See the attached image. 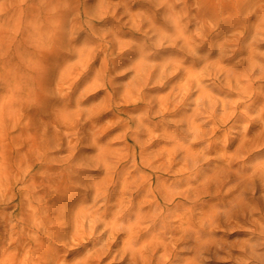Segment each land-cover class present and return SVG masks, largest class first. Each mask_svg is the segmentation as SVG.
Listing matches in <instances>:
<instances>
[{
  "label": "rangeland",
  "instance_id": "1",
  "mask_svg": "<svg viewBox=\"0 0 264 264\" xmlns=\"http://www.w3.org/2000/svg\"><path fill=\"white\" fill-rule=\"evenodd\" d=\"M238 179L201 264L264 219V0H0V264H168Z\"/></svg>",
  "mask_w": 264,
  "mask_h": 264
},
{
  "label": "bare ground",
  "instance_id": "2",
  "mask_svg": "<svg viewBox=\"0 0 264 264\" xmlns=\"http://www.w3.org/2000/svg\"><path fill=\"white\" fill-rule=\"evenodd\" d=\"M135 19V18H134ZM118 32V31H117ZM119 37V36H118ZM200 37V36H199ZM117 44V43H116ZM126 45V44H125ZM86 46V45H85ZM112 47V46H111ZM119 47V46H118ZM197 47H199V46H197ZM106 49V48H105ZM114 50V49H113ZM82 52H83V50H82ZM85 52V51H84ZM88 53V52H87ZM231 55V54H230ZM98 57V56H97ZM83 58V57H82ZM92 58H93V56H92ZM68 59V58H67ZM144 61V60H143ZM143 61L141 60V61H139L138 62V64H137V68H135L136 69V74H138V78H139V80H138V82H140V79L142 80V83L143 82H145L146 81V83H148L149 81H151L150 79H152V76H151V73H148L146 70H147V68L145 67L146 65H143ZM83 63V62H82ZM148 63V62H147ZM120 64V63H119ZM122 66V65H121ZM109 67V66H108ZM135 67V66H134ZM235 69V68H234ZM110 70H111V67H110ZM230 70V69H229ZM135 71V70H134ZM63 72V71H62ZM150 72V71H149ZM64 73V72H63ZM63 73H61V74H63ZM146 73H147V76H146ZM70 74V73H69ZM71 75H73V74H71ZM134 75H135V73H134ZM150 75V76H149ZM136 76H135V78H136ZM163 76V75H162ZM63 77V76H62ZM163 79V78H162ZM137 80V79H136ZM65 81V80H64ZM83 81V80H82ZM79 83V82H78ZM139 85V84H138ZM203 85V84H202ZM145 86V85H144ZM199 86V85H198ZM86 88V87H85ZM197 88V87H196ZM195 88V89H196ZM200 88V87H199ZM201 90V89H200ZM199 91V90H198ZM135 93V92H134ZM131 94V93H130ZM207 94V93H206ZM197 95H199V94H197ZM197 98H199V97H197ZM193 101H194V99H193ZM223 103V102H222ZM153 108V107H152ZM153 110V109H152ZM177 110V109H176ZM178 110H180V109H178ZM195 110V109H194ZM158 111V110H157ZM156 112V111H155ZM196 112V111H195ZM190 115V114H189ZM196 115L197 114H193V116L191 117V119L189 120V130L190 131H192V133L193 134H195L196 132H198L197 131V129H198V124H197V117H196ZM164 118V117H163ZM184 118V117H183ZM170 119V118H169ZM141 121H142V119H141ZM187 121H188V119H187ZM186 121V122H187ZM136 122V121H135ZM167 122V121H166ZM185 122V121H184ZM121 124V123H120ZM184 133V132H183ZM198 134V133H197ZM196 135V134H195ZM175 137V136H174ZM245 138V137H244ZM240 141V140H239ZM201 142V141H200ZM244 143H246L245 141H243ZM181 143V142H180ZM99 145V144H98ZM227 145V144H226ZM247 145V144H246ZM213 146H211V148H212ZM240 148V147H239ZM189 149H190V147H189ZM192 150V149H191ZM214 150V149H213ZM223 151H226V150H223ZM239 152V151H238ZM197 154V153H196ZM240 154V153H239ZM199 157V156H198ZM259 164V163H258ZM260 169V168H259ZM242 170H243V168H242ZM238 172H240L239 170L238 171H236V173H238ZM224 175V174H223ZM222 175V176H223ZM232 176V175H231ZM262 176V175H261ZM233 177V176H232ZM236 177V179H237V176H235ZM240 177V176H239ZM222 178V177H221ZM235 179V180H236ZM231 180H233V179H231ZM231 180H229V181H231ZM238 182L240 181L239 179L237 180ZM214 184V183H213ZM224 184V183H223ZM226 185V184H225ZM259 185V184H258ZM264 185V184H263ZM256 186V185H255ZM172 187V186H171ZM170 187V188H171ZM217 187H219V186H217ZM238 187L240 188V190H239V193L237 194V196H235L234 198H232L230 201H229V208L228 209H225V210H223V211H221V210H219V208H218V206L217 205H213V206H211L206 212H205V214H204V217H203V219H204V223H203V227L202 228H200L199 226H197L195 223H191V224H188V225H186V232H187V235H188V240L187 239H185L184 240V242H182V244L184 245V248H185V250H183V251H179V253H176L175 255L173 254L172 255V259H170L169 260V263L168 264H175V262L178 260V261H181V260H183V258H182V254H183V252L184 251H187V249H186V247L188 246V244L190 243V242H193V247H192V249H193V254H192V256L191 257H189V258H186V260H184V263L183 264H201L202 262H203V260H204V258L205 257H207V256H215L219 251H221L223 248L221 247V246H208V247H206L205 249H203V246H202V244L204 243V242H201L200 240H201V236L203 235V233L202 232H207L206 234H208L209 235V233H210V235L209 236H211V234H213V233H215V228H217V227H220V226H225V227H228V226H231L232 225V223L234 222L233 220H235V218L237 219L238 218V220L240 219L243 223L245 222V221H250V217H252V215L254 214V209H260V204H256V205H258L256 208L255 207H252V208H250V205H254V204H250V203H253V202H255V200H254V187H253V183H252V181H246V182H239V183H237V189H238ZM257 188V187H256ZM264 188V187H263ZM208 189V188H207ZM212 189V188H211ZM262 189V188H261ZM248 190H251L252 192H253V196H252V194H250L251 195V198H248V197H246V193H247V195L249 194L248 192H246V191H248ZM264 190V189H263ZM172 191H174V190H172ZM185 192V191H184ZM226 192V191H225ZM255 192H256V190H255ZM262 192H264V191H262ZM224 193V192H223ZM173 194V193H172ZM216 195V194H215ZM226 196V195H225ZM216 197H217V195H216ZM220 197H222L221 195H220ZM250 197V196H249ZM190 199V198H189ZM202 199H204V198H202ZM223 199V198H222ZM221 198H220V200H222ZM256 199V198H255ZM262 201H263V199H262ZM222 202V201H221ZM182 204V203H181ZM220 204V203H219ZM157 205V204H156ZM153 206V205H152ZM236 206H238L239 208H237ZM209 207V206H208ZM264 207V206H263ZM136 208V207H135ZM146 208V207H145ZM205 208V207H204ZM130 209V208H129ZM141 210V209H140ZM205 210V209H204ZM247 211H250V216L247 214ZM125 213V212H124ZM143 213V212H142ZM149 214V213H148ZM98 215V214H97ZM154 215V214H153ZM248 215V216H247ZM194 217V216H193ZM235 217V218H234ZM149 218H150V216H149ZM254 218V217H253ZM129 218L127 217V220H128ZM233 219V220H232ZM256 219V221H257V218H255ZM238 220H236V221H238ZM233 221V222H232ZM10 222V221H9ZM242 222H240V223H242ZM256 223V222H255ZM186 224V223H185ZM239 224V223H238ZM251 224V223H250ZM128 225V224H127ZM234 225V224H233ZM255 225H257V224H255ZM260 225V227H257L256 226V228L258 229V228H260V232H259V234L258 235H256L255 237H253V239H251V240H253L252 242L250 241L249 243H250V247H249V245H248V247L250 248V250H249V248H248V250H247V248H245V250H244V252L246 253L245 255H248L247 253L249 252V254H250V257H252L253 259L252 260H250L251 262V264H264V252L263 253H261L260 251V253L257 251V246L259 245V244H263L264 245V219L261 221V223L259 224ZM258 225V226H259ZM134 226V225H133ZM93 228V227H92ZM228 229H230V228H228ZM171 231V230H170ZM95 232V231H94ZM185 234V233H184ZM206 236V235H205ZM214 236V235H213ZM184 238H186V236L184 237ZM202 238H203V236H202ZM205 238V237H204ZM212 238H214V237H212ZM207 239V238H206ZM218 239V238H217ZM209 240V239H208ZM215 240V239H214ZM111 242V241H110ZM218 242V241H217ZM248 242V241H247ZM246 243V242H245ZM244 243V245H247V244H245ZM248 243V244H249ZM180 244V243H179ZM191 244V243H190ZM225 244V243H224ZM226 245V244H225ZM190 246V245H189ZM206 246V245H205ZM231 246V245H230ZM174 248V247H173ZM261 248V247H260ZM190 249V248H189ZM221 249V250H220ZM174 250V249H173ZM225 250V249H224ZM173 253H175V252H173ZM208 254V255H207ZM244 255V254H243ZM252 255V256H251ZM170 256V255H169ZM246 258H248V257H246ZM97 259V258H96ZM164 261H166L165 259H164ZM168 261V260H167ZM95 263V262H94ZM177 263V262H176ZM249 263V264H250Z\"/></svg>",
  "mask_w": 264,
  "mask_h": 264
}]
</instances>
